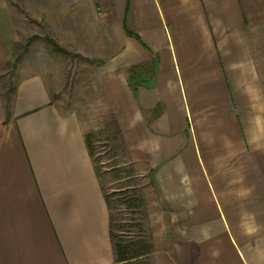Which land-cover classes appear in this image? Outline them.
<instances>
[{
	"label": "crops",
	"instance_id": "crops-1",
	"mask_svg": "<svg viewBox=\"0 0 264 264\" xmlns=\"http://www.w3.org/2000/svg\"><path fill=\"white\" fill-rule=\"evenodd\" d=\"M94 4L112 49L106 100L131 159L152 170L150 223L183 232L174 260L157 257L264 264V0ZM17 42L0 0V78ZM41 76L0 83V264H114L80 121Z\"/></svg>",
	"mask_w": 264,
	"mask_h": 264
},
{
	"label": "rangeland",
	"instance_id": "rangeland-1",
	"mask_svg": "<svg viewBox=\"0 0 264 264\" xmlns=\"http://www.w3.org/2000/svg\"><path fill=\"white\" fill-rule=\"evenodd\" d=\"M8 2L17 28L16 55L19 59L14 70H5L1 75L3 92H9L22 76L42 75L52 101L63 111L75 112L84 134L93 133L94 166L99 170L98 180L103 193L112 194L114 218L123 223L127 215L124 208L117 204L118 196L114 193L122 189L137 190L144 198L147 212L144 229L152 235L153 248L142 264H163L157 256L167 254L174 260L169 246L183 240V232L176 231L172 224H169L168 231L161 232L166 218L156 219L152 228L147 200L154 199L156 193L147 177L148 168L137 162L129 164L133 160L129 153L123 152L120 128L106 100L102 83L103 63L112 49L106 35L108 24L100 17L101 10L95 6V0ZM151 228L157 232L153 233Z\"/></svg>",
	"mask_w": 264,
	"mask_h": 264
},
{
	"label": "trees",
	"instance_id": "trees-1",
	"mask_svg": "<svg viewBox=\"0 0 264 264\" xmlns=\"http://www.w3.org/2000/svg\"><path fill=\"white\" fill-rule=\"evenodd\" d=\"M19 55H16L12 62L8 65L13 68L17 65ZM93 133L84 134V141L88 154L92 160L94 166L95 161L93 159V150L91 139L93 138ZM121 139V138H120ZM122 141V140H121ZM123 148L125 153L127 152V147L122 141ZM135 163L130 161L129 164ZM96 176L99 178V170L94 166ZM150 185H153L151 179L152 170L148 169ZM117 171L115 172V178L117 179ZM97 178V179H98ZM103 191V190H102ZM119 193H114L118 196L116 200L117 204L121 205L126 212V216L123 223H119L117 218H114L113 209L115 207L111 202L112 194H104L105 205L108 207L109 211V238L112 244V250L114 254V263L115 264H142L144 258L147 257L153 248V239L152 235L148 233L144 228L145 225L143 221L147 220V212L144 198L138 194L137 190L128 191V190H119ZM136 216L137 218H134ZM118 232V233H117Z\"/></svg>",
	"mask_w": 264,
	"mask_h": 264
}]
</instances>
